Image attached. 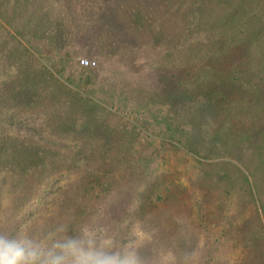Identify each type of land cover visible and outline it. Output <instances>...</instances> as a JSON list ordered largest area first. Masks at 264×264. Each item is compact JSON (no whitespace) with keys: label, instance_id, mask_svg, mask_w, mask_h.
Instances as JSON below:
<instances>
[{"label":"rangeland","instance_id":"rangeland-1","mask_svg":"<svg viewBox=\"0 0 264 264\" xmlns=\"http://www.w3.org/2000/svg\"><path fill=\"white\" fill-rule=\"evenodd\" d=\"M25 1L0 0V7L11 12L18 4L22 17ZM197 1L72 0L80 18L69 40L56 36L53 24L38 29L43 38L22 40L32 54L23 69L19 58L5 54L14 30L0 16L2 146L20 152V160L29 153L40 162L28 190L15 184L10 196L8 187L0 189L1 222L15 197L24 214L19 227L52 226L88 205L76 224L110 242L135 241L149 264H233L238 258L264 264V202L244 165L261 157L256 146L245 147L264 145V108L258 116L245 109L234 125L227 110L215 120L226 98L203 99L192 79L198 65H180L169 50L181 37H202L188 24ZM249 1L256 3L243 0ZM140 7L145 15H138ZM83 57L96 66L82 67ZM251 103H264V93ZM86 145L87 155L80 154ZM252 169L259 173L257 165ZM1 170L11 182L21 177L5 165ZM261 190L264 195V185Z\"/></svg>","mask_w":264,"mask_h":264},{"label":"trees","instance_id":"trees-1","mask_svg":"<svg viewBox=\"0 0 264 264\" xmlns=\"http://www.w3.org/2000/svg\"><path fill=\"white\" fill-rule=\"evenodd\" d=\"M198 3L196 6L198 10H193L191 12L194 18L190 14L188 24L193 26V30L202 31L203 35L195 39L189 34L185 36V42L181 37L179 42L174 44V46L179 47L176 49H169L173 52L174 60L185 67H196L198 65V71L196 68L192 79L203 89L201 92V95L204 97L203 99L210 98L215 100L221 96L226 98V109H217L215 120L224 117L222 113L225 111L221 110H227L226 114L230 122L228 124L232 125H234L232 123L234 121L236 123L241 122L237 120L246 113L245 109L247 108L251 110L254 109L253 112L255 114L253 115L258 116L256 110L262 111L264 103L254 107L251 100L255 97L256 93H264V0H256V3L253 5H250L252 3L251 1L244 4L243 0H199ZM208 3H212V5ZM24 4H28L26 6L27 14L22 17L18 14V4H15L11 12L7 11V9L2 6L0 7V16L5 19L7 24L14 30V32H12L8 29L9 31L7 34H10V38L14 43L11 42V48L9 49L11 52H6L5 54L7 58H11V55L19 58L20 61H22L20 66L21 69L25 67L28 59L32 57V54L27 53V48L23 45L22 40H28L29 43H31L32 40L36 38L35 36H37V38H43L41 37L43 36L42 33L37 31L41 29L42 32H44L50 25L52 26V24L55 27L54 34L56 36L65 35L62 38L69 40L67 35L74 32L72 27L74 28V26H76L74 25L76 18H80L78 11L73 9L72 0H26ZM127 10L128 8L126 11ZM137 12L140 16L145 15L142 7H140ZM29 22L34 25L30 24L22 27ZM162 32L168 34L164 28ZM4 39L6 40V38ZM0 43L3 44L4 40L0 41ZM181 44L186 45L180 47ZM245 46L247 48H245ZM0 56H4L1 48ZM94 58L98 57L96 56ZM96 64L94 66H96ZM94 66L82 67L92 68ZM29 75L30 73L28 74L25 72L26 77ZM1 94L0 92V96ZM201 114L202 113L198 114V116ZM251 116L252 115H250V117ZM231 117H235V120L231 119ZM248 127L258 126L250 124ZM260 128H262V134L264 135V126ZM261 130L253 129V133L258 134ZM243 136H245V134L237 135L238 138H242ZM3 138L4 136L0 131V189L4 188L5 190V187H8L7 190L9 192L5 191V193H10L11 196L15 184H17L16 189L22 186L23 188L26 187V190H28L31 187L29 186V181L34 178L37 171L39 172L36 166L40 162L36 161L34 157H31L34 155L30 154V156L29 153L24 154L26 159V155H29V161L26 159L20 160V152L12 153L14 151L7 150V148L5 150V148H3V143L1 142ZM247 139H251V136L249 135ZM88 146L89 145H86L84 148L81 147L80 154L87 155L84 150ZM95 146L96 145H92L90 150ZM255 146L257 150L260 151V156L263 160L260 157L258 163L253 162L247 164V162H244V165L246 164L245 167H247L252 177H254L253 184L255 186L256 196L264 202V195L261 190L264 185V145L258 148L256 143L247 145L245 148L249 149ZM87 162L90 164L88 160ZM27 163H30L29 170L27 169ZM12 164L15 165L17 169H15ZM254 164L258 166L259 173L254 172L253 169L250 171ZM3 165H5V172L9 169L10 171L14 170L11 172L15 176V171L21 173V177L17 178L16 176V179L11 182L9 174L1 170ZM111 172L112 171H110V173ZM242 174L245 175L243 172ZM258 174H260L261 177H259ZM98 179L99 176L97 174V180ZM87 180L88 179L85 181ZM103 184L104 182H101V186ZM250 185L249 183L250 194L254 196V191ZM89 188L92 190L89 194L95 191V187L89 186ZM17 199L16 197L13 198L14 204L11 207L9 206V209H5L4 221H0V229H15L20 226L24 214L19 215V211L16 210L17 204L21 203L17 202ZM1 203L2 195L0 192V204ZM86 206L88 205L79 208L74 214L71 213L70 217L67 220H62V222L67 224L73 231L80 229L84 225H80V221L76 224V221L78 217H86L88 213V208L86 210ZM31 214L30 212V215ZM73 215L76 219L72 220L74 222H71L69 219ZM233 264H259V262L238 258L235 259Z\"/></svg>","mask_w":264,"mask_h":264},{"label":"clouds","instance_id":"clouds-1","mask_svg":"<svg viewBox=\"0 0 264 264\" xmlns=\"http://www.w3.org/2000/svg\"><path fill=\"white\" fill-rule=\"evenodd\" d=\"M0 264H149L133 240H112L96 229L73 231L58 222L44 228L0 229Z\"/></svg>","mask_w":264,"mask_h":264},{"label":"built area","instance_id":"built-area-1","mask_svg":"<svg viewBox=\"0 0 264 264\" xmlns=\"http://www.w3.org/2000/svg\"><path fill=\"white\" fill-rule=\"evenodd\" d=\"M81 66H94L96 61L87 57H83L79 60Z\"/></svg>","mask_w":264,"mask_h":264}]
</instances>
